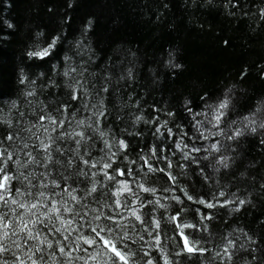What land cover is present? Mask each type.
Returning a JSON list of instances; mask_svg holds the SVG:
<instances>
[{
  "label": "snow or ice",
  "instance_id": "1",
  "mask_svg": "<svg viewBox=\"0 0 264 264\" xmlns=\"http://www.w3.org/2000/svg\"><path fill=\"white\" fill-rule=\"evenodd\" d=\"M239 6V0H227L225 4L226 8ZM257 13L264 21V4ZM92 25L89 19L84 31ZM8 27L14 25L9 23ZM35 35L39 38L43 33ZM59 39L53 37L46 46L36 44L27 51V57L50 59ZM64 59L65 68L58 73L64 78L62 84L49 77L47 84L38 85L20 68L17 79L26 84L22 95L30 112H18L21 119L14 122L11 116L12 109L18 111L16 100L10 102L7 116L0 109V264H178L162 243L163 226L169 224L176 235L168 239L180 249L175 257L186 254L207 258L211 249L206 245L214 235L211 225L219 211L239 213L252 203L251 194L241 198L237 192L229 195L219 188L207 199L194 194V186L189 191L190 185H182L181 178L187 181L195 175L202 187H211L209 182L221 169L230 170L235 165L242 138L259 136V143L264 145V99L248 115L229 119L230 112L236 111L233 85L214 100L205 98L204 110L199 112L193 111L191 101L185 98L183 108L191 116V134L175 123L176 113L165 106L155 108L157 114L151 118L143 114V109L139 115L130 113V127L121 128L116 135L108 123L112 109L106 101L110 92L119 93L116 86L122 81L134 79L133 69L127 68L114 79L110 70L103 75L88 72L86 62L76 67L67 63L70 57ZM174 59L170 52L167 66L180 68ZM38 88L63 90L64 94L47 102L37 100ZM140 103L136 101L137 108ZM129 106L120 104L117 120ZM81 111L88 114L80 116ZM29 115L34 121L27 119ZM141 122L154 127L153 142L141 147L135 153L137 158L132 159L133 146L127 137L143 139L144 134L136 130ZM209 140L213 142L206 147L197 144ZM97 141L103 147L97 148ZM177 156L179 159H175ZM215 183L219 185V180ZM260 187L264 189V183ZM158 190L172 193L164 197L168 203L150 198ZM185 199L216 212L196 208L194 222L189 221ZM157 211L159 218L153 215ZM189 229L191 232L186 231ZM142 232L153 238V247L159 252L145 251ZM220 239L223 246H216L209 264H234L241 254L242 264H264V243L243 229L221 234Z\"/></svg>",
  "mask_w": 264,
  "mask_h": 264
},
{
  "label": "trees",
  "instance_id": "2",
  "mask_svg": "<svg viewBox=\"0 0 264 264\" xmlns=\"http://www.w3.org/2000/svg\"><path fill=\"white\" fill-rule=\"evenodd\" d=\"M239 2L238 8H226L227 0H211V3L208 0H0V109L7 116L10 102L16 100L18 111L12 109L11 116L14 122L21 119L18 112H30L22 95L26 84H20L17 79L20 68L30 80L36 79L38 85L47 84L49 77L62 84L64 78L58 73L64 70V57L68 56L71 59L67 63L79 67L86 62L84 66L88 72L101 75L110 70L114 79L127 68L133 69L134 79L122 81L116 86L119 93L110 92L106 101L112 109L108 123L116 135H120L121 128L130 127V113L139 115L143 109V114L151 118L157 114L155 108L165 106L176 113L175 123L182 124L191 134V116L183 108L185 98L191 101L193 111L199 112L204 110L205 98L214 100L233 85L236 111L230 112L229 119L248 115L264 99V21L257 13L264 0ZM232 12L235 15L229 14ZM89 19L93 20V25L85 32ZM9 23L14 27L9 28ZM37 32H42L43 36L36 37ZM55 36L60 39L50 59L27 57L28 50L34 49L36 44L46 46ZM170 52L180 68L167 66ZM53 65L57 67L53 68ZM40 73L44 75L40 76ZM96 80L99 83L100 77ZM63 94V90L38 88L36 99L47 102ZM137 100L141 102L139 108L136 107ZM122 103L131 106L125 107L122 119L117 120ZM87 114L80 112V116ZM27 119L34 121L30 115ZM170 126L174 127V124ZM136 130L144 135L142 140L127 137L133 146L132 159L137 158L135 153L141 147L153 142V126L141 122ZM259 139V136L242 138L235 165L230 170L221 169L219 176L209 182L211 187H202L201 179L195 175L187 181L181 178L182 185H190L189 191H193L194 186V194L205 195L207 199H211V193L223 188L229 195L237 192L241 198L251 194L252 203L231 215L225 210L219 211L211 225L214 235L210 238L212 242L206 245L211 249L207 258L186 254L175 257L174 253L180 249L174 247L168 237L176 233L172 232V225L163 226L164 249L178 264H209L217 251L216 246H223L220 235H227L234 229H243L264 243V189L260 187L264 183V145ZM211 142L213 140L197 141V144L206 147ZM100 147L103 144L97 141V148ZM93 154L99 155L98 152ZM208 172L211 173V168ZM241 172L246 176L241 177ZM217 179L219 185L215 183ZM157 187L159 189V185ZM170 195L172 193L158 190L156 196L150 198L168 203L164 197ZM184 206L190 209L186 218L192 222L196 208L202 212H216L186 199ZM123 214L128 215L127 212ZM153 215L159 218V211ZM167 215L165 213V219ZM136 223L139 228V222ZM186 231L191 232V229ZM141 234H144L145 251L159 252L153 247L156 244L153 238ZM243 255H238L234 264H242Z\"/></svg>",
  "mask_w": 264,
  "mask_h": 264
}]
</instances>
